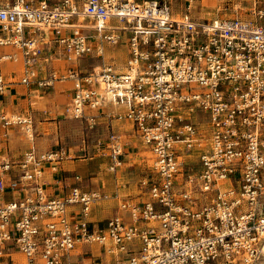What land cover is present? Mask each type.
<instances>
[{"label":"built area","instance_id":"2783aa9c","mask_svg":"<svg viewBox=\"0 0 264 264\" xmlns=\"http://www.w3.org/2000/svg\"><path fill=\"white\" fill-rule=\"evenodd\" d=\"M172 1L0 0V47L14 48L0 50V92L1 63L20 59L21 83L72 80V118L92 121L86 108L125 105L107 117L131 122L151 169L140 180L145 196L120 199L119 211L93 226L92 206L108 194L44 187V166L67 158L64 148L0 153V264H254L264 256V0H249L251 18L217 19L195 18L194 0L180 12ZM119 44L122 69L105 59V47ZM87 55L99 62L83 69L76 61ZM59 56L72 63L62 75L47 66ZM12 128L34 139L30 113L0 111V146ZM104 141L114 169L122 136L112 130ZM84 244L105 259L91 250L75 263Z\"/></svg>","mask_w":264,"mask_h":264},{"label":"crops","instance_id":"0c3cea01","mask_svg":"<svg viewBox=\"0 0 264 264\" xmlns=\"http://www.w3.org/2000/svg\"><path fill=\"white\" fill-rule=\"evenodd\" d=\"M42 34L51 36L49 31H44ZM3 49L7 51L14 50L11 46L0 47V50ZM105 50V59L113 61L117 68L122 69L126 57L125 44L107 45ZM56 54L55 51L54 55ZM98 62V58L87 55L79 58L76 64L83 69H89ZM71 64L62 56H59L50 60L47 66L48 68L55 66L58 73L62 75ZM42 67V64H40V74L43 73ZM1 68L6 83L4 89L0 92V111L30 113L34 119V124H37L38 134H35L34 139L30 140L21 130L12 128L8 140L0 146V153L18 156L32 145L41 150L56 147L64 148L68 154L67 158L52 163V165L46 164L44 166V187L49 195L63 194L73 186L82 189H94L108 194L107 199L99 200L92 206L90 213H93V217L90 216V219L93 220V226H103L106 217L119 211L117 205L120 199L138 200L141 196L146 195L145 192L140 194V180L147 177L151 169L150 165L147 169L139 166L138 161L141 160L139 157L143 155L139 144L140 138L130 121L107 117V114L111 111L125 110V105L107 103L96 109L86 108V114L95 115L93 120L89 121L86 117L79 119L86 120L88 129L100 127L105 130L104 134L98 135L96 141L91 145L93 151L90 154L91 147L89 144L84 143V140L81 142L72 141L66 146L58 143L63 136L75 138L77 133L73 134V132L78 131V119L64 120V116H62V111L65 112V107L73 93L72 80L60 79L54 81L50 86L40 87L35 82L28 84L20 82L22 75L20 59L2 62ZM65 116L68 115L65 113ZM67 121L72 123L69 124ZM68 124L73 125V127H69ZM94 126L97 127L93 128ZM92 129L87 130V135L88 131L91 132ZM112 130L120 133L123 140V151L120 154L121 163L114 169L109 168V155L104 149L107 146L106 142L104 141L100 145L97 144L98 139L105 140ZM16 132L20 133L17 134ZM114 194L118 198L114 197ZM11 195L10 192L5 193L3 198H9ZM106 200L112 203L107 204ZM110 204L111 210L107 214V206ZM98 215L101 216L98 217Z\"/></svg>","mask_w":264,"mask_h":264},{"label":"rangeland","instance_id":"374dc122","mask_svg":"<svg viewBox=\"0 0 264 264\" xmlns=\"http://www.w3.org/2000/svg\"><path fill=\"white\" fill-rule=\"evenodd\" d=\"M249 4V0H194L191 4L190 11L191 14L197 18V19H217V18H228V17H239V18H251V14L248 10H246V7ZM172 7L175 12H180L184 9L183 0H173L172 1ZM62 116H64V120H74L78 119L77 124V133L75 135V138L69 137V136H63L62 140L58 141L59 144L62 145H68L72 141L81 142L84 140V143L91 145L96 141L97 136L104 134L105 130L101 129L100 127L94 126L92 129H88V125L85 119H79V118H70L68 116H65V112L62 111ZM69 124H71V121H67ZM68 126L70 127L71 125ZM73 127V125L71 126ZM81 127V128H80ZM75 128V127H74ZM92 129V131L87 130ZM82 131V133H81ZM19 134L20 132H16ZM38 134L37 130V124H34V135ZM23 137V136H22ZM24 138V137H23ZM140 148L143 153L139 158H141L140 161H138L139 166L144 167L143 169H147V167L150 165V159L148 157L149 153L146 149V146L140 142ZM93 148L91 147L90 154L92 153ZM144 171V170H143ZM7 196V195H6ZM107 204L112 203L109 200H106ZM111 210V204L107 206V214H109ZM91 218L93 217V213H90ZM101 215H98L100 217ZM97 217V216H96ZM95 218V217H94ZM83 249L86 251V254L79 255L75 263H78L82 260L83 257L89 256L91 250L101 256V258L105 259V252L102 248H100L97 245H90V244H84ZM254 264H264V256L260 257Z\"/></svg>","mask_w":264,"mask_h":264}]
</instances>
